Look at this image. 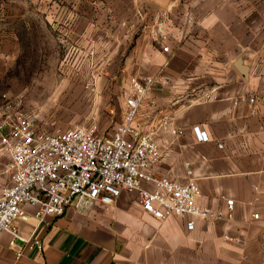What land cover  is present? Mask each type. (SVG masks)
I'll use <instances>...</instances> for the list:
<instances>
[{
    "label": "crops",
    "instance_id": "crops-1",
    "mask_svg": "<svg viewBox=\"0 0 264 264\" xmlns=\"http://www.w3.org/2000/svg\"><path fill=\"white\" fill-rule=\"evenodd\" d=\"M158 14L131 67V76L165 82L138 118L144 130L167 122L155 173L185 181L190 162L201 203L221 209L227 195L233 217L195 219L189 229V217L158 220L124 192L111 206L70 207L43 231V252L17 258L10 234L0 232V264H264V107L233 103L264 87V0H170ZM174 126L183 133L172 134ZM194 126L209 141H198ZM9 161L0 145L2 181ZM19 224L30 232L29 223Z\"/></svg>",
    "mask_w": 264,
    "mask_h": 264
},
{
    "label": "built area",
    "instance_id": "built-area-1",
    "mask_svg": "<svg viewBox=\"0 0 264 264\" xmlns=\"http://www.w3.org/2000/svg\"><path fill=\"white\" fill-rule=\"evenodd\" d=\"M163 49L169 51V46ZM164 84L154 75H132L122 119L110 132H100L96 125L50 131L36 114L6 112L0 145L10 161L5 169L8 180H0V232L10 234L9 245L17 258L33 250L43 252V231L70 207L111 206L124 192L136 194L140 207L158 220L189 217V229L195 227V219L233 217L235 200L227 195H221L225 202L221 209L201 203L190 162L185 181L155 173L163 157L158 136L167 122L144 130L138 118L151 91ZM243 102L253 110L264 107V87L233 99L235 106ZM193 131L198 141H209L210 135L200 126ZM171 133L180 135L183 129L174 126ZM252 216L259 219L260 214ZM21 222L31 225L29 233L21 229Z\"/></svg>",
    "mask_w": 264,
    "mask_h": 264
},
{
    "label": "rangeland",
    "instance_id": "rangeland-1",
    "mask_svg": "<svg viewBox=\"0 0 264 264\" xmlns=\"http://www.w3.org/2000/svg\"><path fill=\"white\" fill-rule=\"evenodd\" d=\"M162 9L153 0H0L1 118L21 110L50 131L110 132Z\"/></svg>",
    "mask_w": 264,
    "mask_h": 264
},
{
    "label": "water",
    "instance_id": "water-1",
    "mask_svg": "<svg viewBox=\"0 0 264 264\" xmlns=\"http://www.w3.org/2000/svg\"><path fill=\"white\" fill-rule=\"evenodd\" d=\"M157 5L161 6V7H167L168 2L170 0H153Z\"/></svg>",
    "mask_w": 264,
    "mask_h": 264
}]
</instances>
